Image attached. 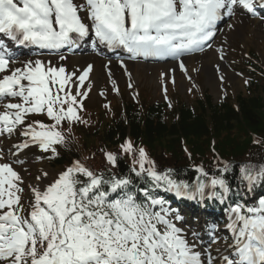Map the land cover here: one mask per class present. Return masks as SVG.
Instances as JSON below:
<instances>
[{"label": "snow or ice", "instance_id": "1", "mask_svg": "<svg viewBox=\"0 0 264 264\" xmlns=\"http://www.w3.org/2000/svg\"><path fill=\"white\" fill-rule=\"evenodd\" d=\"M257 0H0V34L16 45H35L58 51L76 46L91 30L96 39L111 48L123 47L130 58L172 57L203 51L216 34L224 16L234 15V6L254 14ZM264 7V0H260ZM13 53L0 39V73L9 72ZM65 59L64 56L60 57ZM22 68L0 76V132L17 130L26 139L18 150L38 145L58 155L55 145H64L66 137L57 130L62 122H81L78 115V90L73 94V74H65L41 59L23 61ZM183 67V64H181ZM91 65L78 77L80 85ZM56 92L53 87L57 86ZM67 87V91L65 88ZM63 93V95H61ZM16 101V102H12ZM53 121L27 122L31 114L45 113ZM134 156L131 173L144 179L148 187L143 197L131 190V175H107L95 172L79 160L43 185L32 186L29 209L21 203L23 178L0 155V264H264V198L256 206L236 204L229 207L232 243L226 248L197 250L183 229L169 218L165 201L154 190L166 187L185 195L188 182L177 180L171 169L157 171L143 148L134 150L131 141L121 145ZM110 165L117 155L106 153ZM138 165V168H137ZM228 170V166L221 173ZM194 185L201 196L206 187L221 200L230 191L223 176L207 183L202 167ZM249 187L264 181V164L241 167ZM49 173L37 176L44 181ZM159 205L160 211H153ZM27 212V215H25ZM177 220L181 217L177 216ZM195 236L196 233H193ZM213 243H217L214 239Z\"/></svg>", "mask_w": 264, "mask_h": 264}, {"label": "trees", "instance_id": "2", "mask_svg": "<svg viewBox=\"0 0 264 264\" xmlns=\"http://www.w3.org/2000/svg\"><path fill=\"white\" fill-rule=\"evenodd\" d=\"M259 87V93L250 91V96L236 98L237 110L227 102L213 105L206 95L194 114L183 112L174 126H166L159 120L144 121L142 129L136 125L140 123L130 122L129 125L133 126L135 134L139 133V129L142 130L136 139H140L152 153L158 151V144L162 145L165 155L171 156V163L167 167H170L175 177L180 175L181 171L177 168L182 165L185 157L181 151L176 150L181 140L190 145L191 159L195 163L205 159L207 154L210 155L212 147L223 159L238 162L254 152L257 148L253 145L255 141H264V83L262 86H253L254 89ZM122 128L125 130L124 126ZM120 131L116 128L113 132L115 139L105 140L114 145L117 138H122L123 131ZM122 168L124 166L120 164L119 169Z\"/></svg>", "mask_w": 264, "mask_h": 264}, {"label": "rangeland", "instance_id": "3", "mask_svg": "<svg viewBox=\"0 0 264 264\" xmlns=\"http://www.w3.org/2000/svg\"><path fill=\"white\" fill-rule=\"evenodd\" d=\"M238 24H236L235 22H229L226 29L223 30V32L219 35V40L220 42H226L231 44L232 49L237 48L238 50L242 49V53H241V57L245 58L246 54H249L250 52L254 53V56L256 59L263 61L264 63V30L261 28L260 29L261 33H259L258 35H249L248 33L244 32V30L239 29V27H237ZM253 28V26H252ZM233 29H238L241 30V32H238L237 30L234 32ZM254 29V28H253ZM213 51L210 52L209 54H207L206 56L202 57V58H194L192 60L193 66H195L198 70H200L201 72H203L204 68L202 67V63L204 66L205 61L210 60V58H212L213 56ZM231 51L229 50V55H230ZM234 54V53H233ZM250 55V54H249ZM215 56V55H214ZM212 61V59L210 60ZM101 61H98L96 63L97 68L101 67ZM188 64V63H187ZM211 64L208 65V68L211 71ZM129 67V66H128ZM137 67V66H136ZM140 71H139V80H137V84L140 88V92H141V102H145L146 104L148 102H151V100L153 99H157L159 98L158 96V84H157V72L158 70H155V72L153 71L154 69H150V68H145V67H139ZM129 69L132 70L131 67H129ZM100 70V69H99ZM134 72V70L132 71ZM195 70L191 69L190 73H194ZM228 74H232L229 73V71L227 70ZM117 73H120L119 70H117ZM134 74V73H133ZM233 75V74H232ZM230 75V76H232ZM100 76H102V71L100 73ZM101 81L100 84L103 85L105 83V79L103 77H101ZM119 79V77H117ZM174 78H176L178 80V82H182L184 81L187 82V78H184L183 76H177ZM215 78V77H214ZM232 78L237 79L238 81L236 83L234 82H227L230 85V90H227V96H226V101H232L234 99V97H236V95L243 93V80L237 78L235 75L232 76ZM75 81H77V79H74ZM207 80L208 78H206V76H204V73L200 74L199 77H197V83L201 86L202 92L207 91L210 94V97L212 98V102L216 103L218 102L221 98L220 96H223L225 94L224 89H221L220 83L219 81L215 78L217 85L214 88H211L210 86L207 85ZM190 81H191V77H190ZM98 84V86L100 85ZM123 81H119L118 85H120L121 87H124ZM194 88L198 87L199 85L195 84L193 82ZM98 87L96 86L95 88H93V93L90 96L89 101L86 103V110L84 113V120L85 123L82 125L83 129L82 130H75L74 131H70V134H75L76 137H74L73 139L77 142V144H82L83 145L79 148L76 147L77 151H79V156L80 158H82L91 168H96L98 169V166H103L102 163V158L100 159L99 155H96L94 158V156L92 155V153H94V151L92 150V147H95V145H99L100 147H102L101 143H98V140L96 138H91V137H86L84 135L85 134H91L92 130L97 129V127L99 126V116L97 113H101V116L103 119H101V121H108L111 119V117H114V113L118 110H120L121 107V103L123 102L122 99L121 100H117L112 102V106H113V112L112 115H109V112L107 111V114L105 113V111L103 112V110L99 107L100 105V100L96 98L95 95V90ZM178 89L176 88V91L171 93V97L173 98V102L176 103V101L178 103H189L194 99V97H190L188 95H186L184 92L185 90H187L188 88H190V85L185 83V85L183 86L181 84V86H179ZM89 91V90H88ZM230 93V94H229ZM90 94V93H89ZM93 112V113H92ZM116 114V113H115ZM84 130V131H83ZM85 130H89V131H85ZM100 142V141H99ZM188 148V147H187ZM103 150H105V152L107 153H112L111 150H109L106 146L103 147ZM101 153V152H99ZM33 161H31V182L34 184L35 182V175H40L42 176L41 171L47 172L49 173V178L48 179H52L55 176V173L59 170H52L50 166L48 165H41V167H39L38 165H36L35 163H32ZM102 164V165H99ZM33 164V165H32ZM38 166V167H37ZM39 168H40V172H39ZM52 175V178H51ZM220 248H226L225 243H223V241H217V243H213L211 242L206 248H210L213 252V250L217 247ZM198 250V249H197Z\"/></svg>", "mask_w": 264, "mask_h": 264}, {"label": "bare ground", "instance_id": "4", "mask_svg": "<svg viewBox=\"0 0 264 264\" xmlns=\"http://www.w3.org/2000/svg\"><path fill=\"white\" fill-rule=\"evenodd\" d=\"M242 23L245 24V28L247 30L248 27L253 24V21H251L249 19H242ZM89 61L90 60L84 59L83 57H75V58H72L69 60L68 65L66 64V68H68L71 71H74L75 68H79V67L83 66L84 63L89 62ZM92 61H94V59H92ZM214 61H215V59L213 58V62ZM173 68H174V65H173ZM203 68H204V70L202 73H204V76H206V78H208L207 85L210 86L211 88H214L217 85V82H216L212 72L208 68V62H205ZM232 80L234 81V83H236L238 81L234 78H232Z\"/></svg>", "mask_w": 264, "mask_h": 264}]
</instances>
